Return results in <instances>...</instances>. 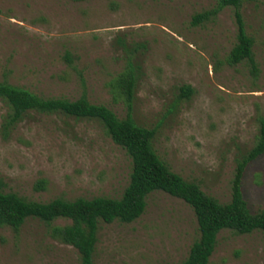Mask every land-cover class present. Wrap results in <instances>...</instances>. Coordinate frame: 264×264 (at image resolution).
Returning a JSON list of instances; mask_svg holds the SVG:
<instances>
[{
  "label": "rangeland",
  "instance_id": "rangeland-1",
  "mask_svg": "<svg viewBox=\"0 0 264 264\" xmlns=\"http://www.w3.org/2000/svg\"><path fill=\"white\" fill-rule=\"evenodd\" d=\"M218 0H0V81L44 98L86 95L118 117L129 113L120 79L137 77L132 115L156 128L154 147L170 168L222 203L232 199L238 160L256 144L264 117V0H244L255 43V74L227 62L238 42L233 7L198 25ZM184 86L193 93L185 97ZM0 98V180L5 192L47 203L56 198H121L132 159L97 119L31 111L16 123ZM47 181L45 189L38 182ZM242 192L264 211V153L247 166ZM132 223L100 222L94 264H177L200 238L194 210L163 191ZM29 218L0 227V264H82L52 226ZM210 264H264V233L223 230Z\"/></svg>",
  "mask_w": 264,
  "mask_h": 264
},
{
  "label": "trees",
  "instance_id": "trees-1",
  "mask_svg": "<svg viewBox=\"0 0 264 264\" xmlns=\"http://www.w3.org/2000/svg\"><path fill=\"white\" fill-rule=\"evenodd\" d=\"M243 2L244 0H218L215 8L196 14L192 24L198 25L217 15L222 9L233 7L238 25V42L227 62L235 66L247 60L257 74L258 65L253 51L255 41L245 28L241 11ZM136 83L137 77L132 71L120 79L129 109L128 116L120 118L107 106L90 102L86 95L76 100L44 98L28 89L0 81V98L11 109V123L18 122L31 111L97 119L113 141L123 147L132 159L130 183L118 199L100 196L75 200L56 198L47 203L30 201L17 193L5 192V185L0 180V227L9 226L19 230L29 218H38L47 224L60 218L69 219L70 224L52 226L51 236L78 249L82 264H94L100 222L113 223L119 220L132 223L145 213L149 195L163 191L184 200L192 207L200 230V238L193 243L187 259L177 264H210V258L218 244V236L223 230H233L238 234L255 231L264 233V211L251 212L242 192V180L247 166L264 153V117L259 116L260 131L256 144L238 160L232 199L222 203L206 193L197 182L174 172L159 156L154 147L157 129L138 125L132 115ZM182 91L185 97H189L193 88L184 86ZM46 184L47 181L42 179L36 188L45 189Z\"/></svg>",
  "mask_w": 264,
  "mask_h": 264
}]
</instances>
